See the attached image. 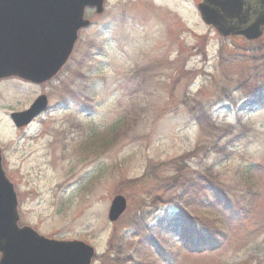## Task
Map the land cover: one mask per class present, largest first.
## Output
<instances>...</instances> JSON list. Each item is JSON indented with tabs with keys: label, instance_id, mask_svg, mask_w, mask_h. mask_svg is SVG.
I'll use <instances>...</instances> for the list:
<instances>
[{
	"label": "rangeland",
	"instance_id": "rangeland-1",
	"mask_svg": "<svg viewBox=\"0 0 264 264\" xmlns=\"http://www.w3.org/2000/svg\"><path fill=\"white\" fill-rule=\"evenodd\" d=\"M198 2L107 0L55 82L0 81L20 226L90 244L93 264H264V36L222 38ZM40 93L49 110L16 127ZM191 221L220 243L186 244Z\"/></svg>",
	"mask_w": 264,
	"mask_h": 264
},
{
	"label": "water",
	"instance_id": "water-1",
	"mask_svg": "<svg viewBox=\"0 0 264 264\" xmlns=\"http://www.w3.org/2000/svg\"><path fill=\"white\" fill-rule=\"evenodd\" d=\"M105 1L0 0V79L51 80L72 54L80 30L90 27L86 10L102 14ZM197 8L203 22L225 37L239 33L257 39L264 33V11L244 31L225 27L224 17L239 8L237 0H202ZM47 104L42 95L28 110L12 113L11 119L17 127L28 125ZM2 160L0 148V264H92L95 250L88 243L50 239L31 226H19L17 195ZM126 209V197L114 196L109 220L117 221Z\"/></svg>",
	"mask_w": 264,
	"mask_h": 264
},
{
	"label": "flooded vegetation",
	"instance_id": "flooded-vegetation-1",
	"mask_svg": "<svg viewBox=\"0 0 264 264\" xmlns=\"http://www.w3.org/2000/svg\"><path fill=\"white\" fill-rule=\"evenodd\" d=\"M237 1L239 3V8L236 11H234L233 13H231L230 15L224 17V24H225V27L227 29L231 28L234 31H244V29H246V27L250 26L253 22H255L256 19L258 18V16L264 11V0H237ZM199 2H200V0H199ZM216 8L217 7L215 6V9ZM211 27L216 31V33L218 35H220L218 33L216 27H214V26H211ZM263 36H264V34H263ZM262 37H260V38H262ZM222 38L229 39V40H232L233 38H241V39L246 40V41H256V40L260 39V38L255 39V40L248 39L244 34H239V33L231 34V35H228L227 37H222ZM67 64L68 63H66V65ZM57 76L54 79H52L51 81L43 83V84H35L32 82L22 80L18 77H11L8 79H18L20 82H23V83L28 84V85L41 86V85H46V84L55 82ZM3 80H5V79H3ZM0 81H2V80H0ZM41 94L42 93L37 95V97L40 96ZM48 110H49V107L47 108V110L44 113H46Z\"/></svg>",
	"mask_w": 264,
	"mask_h": 264
},
{
	"label": "trees",
	"instance_id": "trees-1",
	"mask_svg": "<svg viewBox=\"0 0 264 264\" xmlns=\"http://www.w3.org/2000/svg\"><path fill=\"white\" fill-rule=\"evenodd\" d=\"M174 179H178V178L176 177ZM210 181L212 183L214 182L215 190L219 192L223 190L221 183H216V181H213L211 179ZM179 183L182 184L181 182ZM204 230H207L209 232V236H210L209 239H205L204 232H203ZM215 231L216 230L210 227L209 225H205L203 223L198 224L197 222L191 221V222H188L184 227V230H183L184 238L183 239L185 243L190 245V247L192 248H196V247L201 248V247H205L206 245L213 246L214 244L212 242L220 243L219 238L215 237V235L213 234ZM208 240H210V242Z\"/></svg>",
	"mask_w": 264,
	"mask_h": 264
},
{
	"label": "bare ground",
	"instance_id": "bare-ground-1",
	"mask_svg": "<svg viewBox=\"0 0 264 264\" xmlns=\"http://www.w3.org/2000/svg\"><path fill=\"white\" fill-rule=\"evenodd\" d=\"M11 84H12V85H16V86H17V85H19V86H20V85H23V86L26 87V88H27L26 85H28V84L25 85L23 82L21 83V82H18V81H17V82H12ZM28 86H29V85H28ZM28 88H30V87H28Z\"/></svg>",
	"mask_w": 264,
	"mask_h": 264
}]
</instances>
